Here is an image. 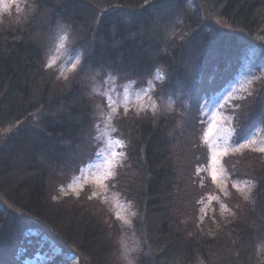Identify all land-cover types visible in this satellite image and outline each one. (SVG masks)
I'll use <instances>...</instances> for the list:
<instances>
[{"label":"trees","instance_id":"16d2710c","mask_svg":"<svg viewBox=\"0 0 264 264\" xmlns=\"http://www.w3.org/2000/svg\"><path fill=\"white\" fill-rule=\"evenodd\" d=\"M26 8L21 20L14 10L0 15V264H22L18 253L37 226L63 252L77 253L79 264H121L116 237L123 229L104 203L60 196L58 188L93 148L96 97L85 73L139 85L156 71L155 97L172 105L115 118L126 156L110 186L133 204L137 264H264V156L245 149L228 158L231 177L253 180L251 197L236 193L231 216L201 222L198 199L216 187L194 171L207 154L197 107L184 103L219 86L243 50L260 47L264 0H27ZM57 25L82 53L67 79L46 60ZM261 93L239 104L237 137L258 124ZM63 257L49 264L72 263Z\"/></svg>","mask_w":264,"mask_h":264},{"label":"rangeland","instance_id":"374dc122","mask_svg":"<svg viewBox=\"0 0 264 264\" xmlns=\"http://www.w3.org/2000/svg\"><path fill=\"white\" fill-rule=\"evenodd\" d=\"M26 3L27 0H0V15L14 10V18L21 20L28 12ZM5 5H7V8L4 7ZM203 13L206 15L204 11ZM209 17L208 15L206 20L225 28L219 18L214 21L208 19ZM65 35L67 38L63 41L64 46L58 48L61 36ZM257 35V40L262 42H257L260 49L251 46L243 50L239 61L237 60L238 63L235 64L236 66L234 65L231 71L229 69L220 73L222 79L219 86L205 93L201 92L196 102L192 98L189 103L184 101L188 104L187 107L190 105L197 107L199 124L197 136L200 143L205 146L204 150L207 154L206 161L197 165L194 171L197 172L198 168L201 169L199 173L208 176L216 187L214 192H207L198 199L197 215L201 222L207 220V216L215 217L216 213L222 217L231 216L233 209L231 203H229L230 198L238 193L242 199L247 200L252 194V191H247L246 187L244 190H240V186H247L250 182L252 190L253 180L242 176L231 177L226 162L230 156L242 153L245 149L264 148V113L256 119L258 124L247 130L246 133L244 132L242 137H237L242 133L243 128L237 126L234 116L240 103L245 104L249 100H254V97L261 96V91L264 92V26L261 27ZM51 39L46 59L47 64L49 65L52 61L51 66L59 75L61 72H65L67 79L80 67L82 53L71 46L69 31L65 26L57 25ZM77 61H79L78 64ZM72 64H77V68L73 70ZM84 78L89 90L96 97L93 109L95 118L91 134L93 148L88 153L90 156L87 157L86 161L68 177L66 182L60 185L58 191L60 196H64L65 193H67L66 195L75 196L76 194L72 189H76L79 195L87 194L89 197L99 198L110 212L109 214L121 224L123 229L116 237V251L119 254L121 264H126V258L132 260L133 264H137L136 256L140 239L132 229H129L134 219L130 213H135L132 202L110 186L112 177L103 180V183L107 186L106 188H101L95 181L105 176L110 170L107 162L113 151L117 154L124 153L123 157H118L119 162L115 164L113 169L115 173L126 156L125 146L121 147L115 143L118 140L124 141L121 133L117 131L115 118L120 113L125 112V108L142 112L147 110L155 112L160 107L167 109L172 105V100L165 101L163 98L155 97L156 82L162 78L159 71L150 76L144 84L139 85L132 80L121 81L114 73H107L102 77H98L95 73H85ZM153 105H155V110H153ZM112 109H116V112L113 113ZM257 113L259 112L255 111V115ZM109 118H111L110 122ZM250 123H252L251 118ZM113 128L116 131L113 132ZM206 132L208 133V139L203 140L202 137ZM245 143L248 144V147L235 151L236 148ZM209 145L213 147L210 148ZM224 149H228L227 155H216ZM261 154L264 156V152H261ZM214 155H216V159L212 160ZM211 173H215V180H213ZM234 183L238 187H233ZM94 192L96 193L95 196L92 195ZM0 202H4L1 197ZM221 205H225L227 210L222 209ZM8 208L15 210L13 206H8ZM117 211L126 216L131 224H124L119 220L115 214ZM28 232L30 237L25 240L22 249L18 253L19 258H23L22 264H49V261L58 253H63V256L72 262L71 264H79V255L74 253L73 250L63 252L58 243L54 242L48 235L47 230L37 226L31 228Z\"/></svg>","mask_w":264,"mask_h":264},{"label":"snow or ice","instance_id":"6c2138e0","mask_svg":"<svg viewBox=\"0 0 264 264\" xmlns=\"http://www.w3.org/2000/svg\"><path fill=\"white\" fill-rule=\"evenodd\" d=\"M157 2H159V0H145V6H152V5H155ZM4 7L7 8V5H5ZM142 7H144V6H142ZM66 38H67L66 35H65V36H61V38H60V43H59V45H58V48H62V47L64 46L63 41H64ZM51 63H52V61H50L49 66H51ZM78 63H79V61H77V64H78ZM77 64H72V69H73V70L77 68ZM60 75H61V76H64V77L66 78V75H67V74H66L65 72H61ZM153 110H155V105H153ZM112 111H113V113H115V112H116V109H112ZM124 111H125V114H127L128 109L125 108ZM110 121H111V118H109V122H110ZM112 131L114 132V131H116V129L113 128ZM202 139H203V140H207V139H208V133H207V132H206L205 135L202 137ZM115 143H117V144L120 145L121 147H124V146H125V145H124V141H122V140H118V141H116ZM209 147L211 148V147H213V146H212V145H209ZM246 147H248V144H247V143H245V144L241 145L240 147L236 148L235 151H240L241 148H246ZM257 150L260 151V152H264V148H259V149H257ZM227 154H228V149H224L222 152L217 153L216 155L224 156V155H227ZM216 155H214V156L212 157V160H215V159H216ZM123 156H124V153H123V152H120L119 154H117V152L113 151V152L111 153V158H110V159L108 160V162H107L108 167H109L110 170L106 173L105 176H103V177L97 179V180L95 181V183L99 184L101 188H106L107 186L103 183V180H104V179H107L108 177H114V176L116 175V173H115V171H114L113 169L115 168V164L119 162L118 157H123ZM200 171H201V169L198 168V169H197V174H199ZM211 175H212V177H213V180H215V179H216L215 173H211ZM86 183H87V181H86ZM70 187H71V185H70ZM81 187H82V186H81ZM233 187H238V186H237V184L234 183V184H233ZM245 187L247 188V191H251L250 182H249V185H247V186H245V185H241V186H240V190H244ZM72 190L74 191V193H75L76 195H79V192H78L76 189H72ZM62 191H63V189H62ZM66 194H67V193H65V195H66ZM92 195L95 196L96 193L94 192ZM54 198H55V197H54ZM90 198H91V197H90ZM246 198H247V197H246ZM210 199H212V198H210ZM221 207H222V209L227 210V207H226L225 205H221ZM115 214H116L117 218H118L119 220H121L124 224H131V221H130L126 216L122 215L121 212L117 211ZM130 215H133V216H134L135 213H134V212H131Z\"/></svg>","mask_w":264,"mask_h":264},{"label":"clouds","instance_id":"9594fccd","mask_svg":"<svg viewBox=\"0 0 264 264\" xmlns=\"http://www.w3.org/2000/svg\"><path fill=\"white\" fill-rule=\"evenodd\" d=\"M126 264H133V261L126 258Z\"/></svg>","mask_w":264,"mask_h":264}]
</instances>
